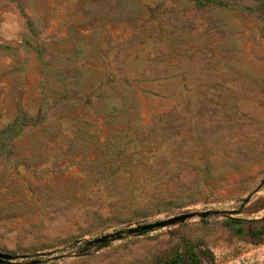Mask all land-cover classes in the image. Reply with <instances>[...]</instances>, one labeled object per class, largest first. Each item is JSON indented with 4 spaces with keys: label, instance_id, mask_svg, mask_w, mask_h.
Instances as JSON below:
<instances>
[{
    "label": "rangeland",
    "instance_id": "obj_1",
    "mask_svg": "<svg viewBox=\"0 0 264 264\" xmlns=\"http://www.w3.org/2000/svg\"><path fill=\"white\" fill-rule=\"evenodd\" d=\"M187 241L264 264V0H0L7 264H167Z\"/></svg>",
    "mask_w": 264,
    "mask_h": 264
},
{
    "label": "water",
    "instance_id": "obj_2",
    "mask_svg": "<svg viewBox=\"0 0 264 264\" xmlns=\"http://www.w3.org/2000/svg\"><path fill=\"white\" fill-rule=\"evenodd\" d=\"M207 215H208V212H206V211L201 212V213H182L179 215L169 217V218L164 219V220L155 221L153 223H148V224H143V225L128 228L125 231V233L129 234V235H136V234H140L142 232L150 231V230H153L156 228L166 227V226L174 225L177 223H181V222L185 221L186 219H189V218H192L195 216L206 217ZM121 236H122V232H115L113 234H106V235H103L101 237H97L91 241H88V244H92V243L96 244V245L105 244L106 242H108L110 240L120 239ZM13 259H16V256L11 255L9 253L0 252V263L1 264H7ZM36 263H38V260L34 259V260L30 261V263H26V264H36Z\"/></svg>",
    "mask_w": 264,
    "mask_h": 264
},
{
    "label": "trees",
    "instance_id": "obj_3",
    "mask_svg": "<svg viewBox=\"0 0 264 264\" xmlns=\"http://www.w3.org/2000/svg\"><path fill=\"white\" fill-rule=\"evenodd\" d=\"M214 255L209 248L198 243L185 242L183 255H175L167 264H214Z\"/></svg>",
    "mask_w": 264,
    "mask_h": 264
}]
</instances>
